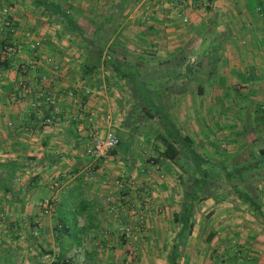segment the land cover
<instances>
[{
	"label": "crops",
	"instance_id": "1",
	"mask_svg": "<svg viewBox=\"0 0 264 264\" xmlns=\"http://www.w3.org/2000/svg\"><path fill=\"white\" fill-rule=\"evenodd\" d=\"M40 1L47 7L36 0H0V41L20 44L14 59L0 65V210L16 209L18 215L38 220L40 232L47 235L40 244L47 246L59 232L40 211L42 199H59L55 215L75 223L71 232L81 243L85 235L105 231L106 200L114 201L105 207L116 204L123 211L121 203L129 200L140 214L135 218L141 223L133 228L139 251L165 255L163 264H169L181 229L174 214L184 202V187L171 179L179 167L161 154L158 117L145 122L155 125V134L143 131V124L137 130L130 125L133 99L141 107L144 102L128 77L109 63L110 68L101 65L91 76L83 75L86 55L78 40L86 38L100 50L108 49L122 71L136 77L200 156L214 155V137L225 141V159H244L254 151L255 157L239 167L258 162L242 175L257 176L260 213L242 199H228L233 196L201 201L212 211L203 213L199 204L191 232L177 246L175 264H264V0ZM7 6L13 31L2 27L1 10ZM64 10L77 30L69 31L62 22L59 11ZM32 38L41 40L36 57L28 43ZM31 59L34 66L23 71ZM21 75L28 80L26 93L17 85ZM96 82L98 86L91 85ZM82 85L98 89L86 97L87 105L110 112L120 137L118 146L99 158L87 155L85 147L96 128L104 134L109 126L76 113L71 98H85ZM45 92L54 95L53 104L44 100ZM54 110L53 122L43 123ZM142 140L153 149L143 147ZM147 152L155 156L158 169L145 160ZM166 162L171 176L163 181L158 174ZM117 174L127 180V192L121 189V195ZM147 186L152 192L144 199L140 192Z\"/></svg>",
	"mask_w": 264,
	"mask_h": 264
},
{
	"label": "rangeland",
	"instance_id": "2",
	"mask_svg": "<svg viewBox=\"0 0 264 264\" xmlns=\"http://www.w3.org/2000/svg\"><path fill=\"white\" fill-rule=\"evenodd\" d=\"M78 43L77 44H81V48L84 49L82 45H84V43L90 44V40L84 38V40H78ZM92 44L96 48L98 47L94 43ZM93 45L90 44L89 46L91 47ZM101 45L105 46V44ZM97 49L100 50V48ZM100 51L101 59L98 67L102 65L103 68H110L106 65L109 63L108 57L110 56L108 49L106 50L104 48V50L101 49ZM98 84L99 83L96 82V84L91 85L98 86ZM133 105L134 106L131 108L132 115L129 116V120H131L130 125H132L134 129L137 130V128L143 124V127H141L143 131H152V134H155L156 129L152 130L155 125L152 127L145 125V122L151 121V119L146 118L145 111L141 108L139 103L136 102L135 98L133 99ZM149 123L152 122H148V124ZM142 142H144L145 145L143 147L146 149H153V144H151L150 141L146 143L145 140H142ZM223 143H225L224 140L214 137L212 139V144H214V147L211 149V153L214 155L206 158L201 156L203 162L201 163L200 169L202 170V175H204L207 182L204 188V191H206L205 193H207V195H203L201 193L202 196L197 202H195L194 214L197 210H199L200 203L203 204V213H209L212 211L210 206H206L204 202H201L205 199H226L230 196L233 197L228 199H240L234 191L235 187L247 190L254 195H256L258 192H262V189H259L257 186V176H254V172L248 176H239L236 173H233L230 176L226 175V172L231 171V169L237 166L239 167L243 160L253 159L255 157L253 154L254 151L251 150L252 153L247 154L244 159H225L223 156V151L227 150V147L223 146ZM177 148L179 153L174 158L175 160L172 161V163L175 165L177 164L179 170H175L174 177H171V179H178L182 184V188L184 187L186 190L191 185V180L193 177L198 176V172H196L195 164L192 161L186 146L178 144ZM154 159H156L155 156L148 154V152L146 153L145 160L148 161L149 166H154L157 168L158 164L154 161ZM123 160L125 163L129 164L131 158L128 159L123 157ZM163 169L164 170L161 171L162 175L158 174V176L160 179L165 181L168 180L169 176H171L170 172L172 168L170 162H166ZM118 175L119 174H117V176ZM118 177L119 178L115 179L114 181L118 180L117 194L121 195V189L125 191V193L127 192V190H124L126 189L124 186L125 181L127 182V180L125 176L122 177L124 178V181L121 180L120 176ZM135 192L137 191L135 190ZM150 192H152V189L147 186L142 192H140V194L143 193L145 195L144 199H148L151 195ZM136 195L134 198H136ZM47 198H49L48 200L53 203L54 210L52 211V214L44 215L49 216V218L52 220V227L55 230L62 229L61 226H59V220L55 215V213H57L56 206L59 199L52 198V196ZM138 198L141 199V197ZM43 200L44 199H42L41 203ZM113 201L106 200V204H103V209L105 208V210H108V213H106L107 225L103 226L105 231H95V234L90 233L89 235H85L82 243H77V241H75V237L70 236L69 234L67 235L66 232L62 230L58 233V235L53 234L52 238L50 236L47 246H42L40 244L42 239L47 237V235H44L40 232L38 220L31 221L27 216L24 217L23 215H18V210L16 209H1L0 264H163L162 260L163 258H166L165 255L158 256L151 250L141 253L139 251L140 249L136 245L137 238H135V231L133 228L134 226H139L141 223L139 222V217L135 218V215L139 214L137 207H133L132 203H127L129 200L123 201L121 203L124 211L123 209H116L118 207L116 204L113 205L111 209L105 207L107 204L110 205V202L112 203ZM121 204L119 206H121ZM41 209L42 208L40 204V211L42 212ZM130 210L133 211L130 213L128 212ZM8 213H11L12 215L16 213L18 216H16V218H11L10 215H7ZM15 225L18 229L20 228L21 233L17 232L18 229H13ZM23 227H29L30 233L28 234L27 231H23ZM34 228L38 229L37 235L33 234ZM126 228L128 229V234H126ZM11 230L12 232H10ZM13 231H16L17 233H13ZM151 238L153 239V237ZM151 244L154 245L155 241L152 240ZM167 244H169V241H167ZM149 247L151 248L150 245ZM60 254L63 255L64 260L58 259ZM152 256L158 259V261H151L153 260Z\"/></svg>",
	"mask_w": 264,
	"mask_h": 264
},
{
	"label": "trees",
	"instance_id": "3",
	"mask_svg": "<svg viewBox=\"0 0 264 264\" xmlns=\"http://www.w3.org/2000/svg\"><path fill=\"white\" fill-rule=\"evenodd\" d=\"M36 2L38 4L43 5L45 8L47 7L46 4L44 2H41L40 0H36ZM59 12L61 15V20L66 25V28L69 31L77 30V27L72 22L69 14L65 10ZM82 46L86 54L82 65L83 66L82 72L84 76L89 77L100 64L101 51L95 47L92 49V47H90L89 44L87 43H84V45ZM111 58H112L111 56L108 57V61L111 64V66L121 76L128 77V79L133 82L135 89L138 92V96L140 100L144 102V105L141 108L145 111L146 118L150 119V118L158 117L159 124L163 129L162 132L157 135V138L160 140V142L163 145V150L161 154L168 159H174L179 153L177 145L178 144L185 145L188 148L190 157L195 164L196 172H198V176L193 177V179L191 180V185L188 187V189L184 191V202L182 205V210L179 213L174 214V219L175 221L181 224V229L177 234L178 242L177 244H174V249L168 256V262L169 264H175L177 258V246L181 243L182 238L187 236L192 229L191 218L194 215L195 202H197L199 198L202 196L201 193L203 195H207V193H205L206 191H204L207 182L205 180L204 175H202L203 174L202 170L200 169L203 159L195 151V149L191 147L190 138L188 136L182 135L179 128L172 121V119L164 111H162L160 108L156 106V104L150 99L147 90L137 82L136 77L132 74L123 72L122 69ZM257 164L258 162L245 163L240 167H235L231 169V171L226 172V175L230 176L231 174L236 173L239 176H243L242 175L243 172L249 170L250 168L256 167ZM234 191L240 199H242L252 208V210H254L257 213H260L261 202L257 194L250 195L247 190L239 189L237 187L234 188ZM74 224L75 223H73V225L71 226L68 219L61 217V219L59 220V226H61L62 229H56V231L60 232L63 230L64 232H68L70 236L75 237V241H77V243H81V239L77 237L76 233L74 234L71 232L73 231V227L75 226ZM58 259L64 260L63 255L60 254L58 256Z\"/></svg>",
	"mask_w": 264,
	"mask_h": 264
},
{
	"label": "built area",
	"instance_id": "4",
	"mask_svg": "<svg viewBox=\"0 0 264 264\" xmlns=\"http://www.w3.org/2000/svg\"><path fill=\"white\" fill-rule=\"evenodd\" d=\"M1 14L3 15L2 20V27L8 28L10 31H13L15 29L14 22L12 18L10 17V8L4 7L1 10ZM29 33H27V37H29ZM28 41V39H27ZM30 50L33 54V57H36V54L39 52V49L41 48V40L38 38H32L28 41ZM20 44L15 41H0V65L4 62H11L14 57L16 56V53L19 51ZM35 61L30 60L27 65L23 67V71L27 70V66H34ZM18 88L21 89L23 92H27L29 90L28 87V80L24 75H21L20 78L17 81ZM96 87V86H94ZM89 87L86 85H82V94L85 96V98H79V97H72V102L75 104V111L76 113L85 114L87 113L88 120L91 122H97L98 120L102 119L104 120L109 128L104 133L101 134L97 131V128L95 129V132L91 135V139L89 143L85 147V152L87 155L93 157V158H99L102 156L107 155L112 149L117 147L120 141V137L117 134V131L115 128H113V124L111 121V114L107 110L104 109H90L87 105V98L89 95H92L94 92H97V88ZM42 97L44 100L49 103L53 104L54 102V95L50 92H45L42 94ZM57 115V111L54 110L53 113H51L48 116L43 117V123L49 124L53 122ZM49 198H46L41 203V210L43 214H52V211L54 210V205L51 201L48 200ZM33 234H38V229L34 228ZM126 234H128V229L126 228Z\"/></svg>",
	"mask_w": 264,
	"mask_h": 264
}]
</instances>
